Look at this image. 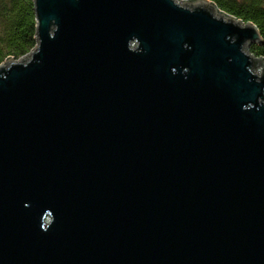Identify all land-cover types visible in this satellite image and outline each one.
<instances>
[{
	"label": "water",
	"instance_id": "water-1",
	"mask_svg": "<svg viewBox=\"0 0 264 264\" xmlns=\"http://www.w3.org/2000/svg\"><path fill=\"white\" fill-rule=\"evenodd\" d=\"M33 1L35 47L0 63V264H264L256 27L208 0Z\"/></svg>",
	"mask_w": 264,
	"mask_h": 264
},
{
	"label": "trees",
	"instance_id": "trees-1",
	"mask_svg": "<svg viewBox=\"0 0 264 264\" xmlns=\"http://www.w3.org/2000/svg\"><path fill=\"white\" fill-rule=\"evenodd\" d=\"M208 1L218 10L256 27L260 42L249 45L247 51L264 62V0ZM35 45L34 1L0 0V63L7 58H22Z\"/></svg>",
	"mask_w": 264,
	"mask_h": 264
},
{
	"label": "rangeland",
	"instance_id": "rangeland-1",
	"mask_svg": "<svg viewBox=\"0 0 264 264\" xmlns=\"http://www.w3.org/2000/svg\"><path fill=\"white\" fill-rule=\"evenodd\" d=\"M251 44H254V43H250V45H251ZM248 47H249V46H248ZM248 47H247V48H248ZM248 53H249V52H248ZM17 60H19V59H17ZM17 60H16V61H17ZM257 72H260V70L258 69Z\"/></svg>",
	"mask_w": 264,
	"mask_h": 264
}]
</instances>
